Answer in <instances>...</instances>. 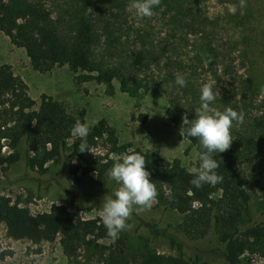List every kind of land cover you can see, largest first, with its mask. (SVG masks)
I'll list each match as a JSON object with an SVG mask.
<instances>
[{"label": "rangeland", "instance_id": "374dc122", "mask_svg": "<svg viewBox=\"0 0 264 264\" xmlns=\"http://www.w3.org/2000/svg\"><path fill=\"white\" fill-rule=\"evenodd\" d=\"M14 1L18 8L36 4L50 10L56 24L66 26L68 36L78 12L85 8L90 13L95 41L89 69L75 71L65 64L48 71L35 70L26 50L2 31L0 66L10 65L26 82L37 106L46 96L63 104L79 121L87 120L90 128L106 121L120 146L154 153L165 164L177 161L188 171L195 167L201 148L197 138L181 135L182 118H194L200 88L209 84L215 94L210 107L220 111L230 107L242 115L231 128L229 148L215 154L238 165L251 197L247 220L258 218L264 210V0H160L146 17L129 9V0ZM177 74L186 81L182 88L175 83ZM186 128L182 126V130ZM12 153L3 147V156ZM89 156L117 158L104 140H99ZM71 166L78 167L76 175L68 169L63 177L54 179L36 172L26 178L22 161L7 171L0 167L3 194L14 201L20 198L21 205L33 214L49 212L54 203L66 204L72 192L85 189L79 187L84 183L86 165L74 160ZM90 176V186L97 185V175ZM70 210L84 219L101 218L97 208ZM156 218L164 227L181 220L175 212L157 211ZM117 237L103 243L111 245ZM60 238L33 245L10 238L6 227L0 225V253H5L0 264H70ZM131 240L129 252L142 261L144 254L176 256L164 241L148 245L137 236ZM243 264H264V248L246 252Z\"/></svg>", "mask_w": 264, "mask_h": 264}, {"label": "trees", "instance_id": "16d2710c", "mask_svg": "<svg viewBox=\"0 0 264 264\" xmlns=\"http://www.w3.org/2000/svg\"><path fill=\"white\" fill-rule=\"evenodd\" d=\"M14 2L0 0V31L26 50L35 70L48 71L65 64L75 71L91 67L94 25L85 8L78 12L74 30L68 36L66 26L56 24L50 10L36 4L18 8ZM76 121L63 104L49 97L43 96L37 106L26 82L14 74L10 65L0 66V167L7 171L22 161L26 178L36 172L54 179L63 177L68 169L76 175L78 167L71 166L74 160L86 165L84 183L79 187L85 189L72 192L66 204L54 203L45 213L33 214L21 205L20 198L14 201L3 194L5 182H0V225L6 227L10 238L40 246L61 236L62 252L70 264H243L246 252L264 248V210L257 219L247 220L251 197L234 161L214 154L218 164L215 172L221 179L196 188L190 183L192 175L179 162L165 164L154 153L120 146L114 129L104 120L89 129L86 151L80 152V138L70 134ZM99 140L109 144L117 158L130 153L143 155L157 192L154 206L140 211L134 207L128 226L111 245L103 243L113 237L107 235L101 218L84 219L70 210L100 209L102 198L98 194L103 192V197L118 187L107 175L117 158L89 156ZM5 146L13 150L6 157L2 155ZM198 164L199 156L195 167ZM92 173L97 175V185L90 186ZM157 211L175 212L181 220L164 227L156 218ZM132 236L145 239L148 245L164 241L176 256L144 254L142 261L129 252ZM2 258L5 253H0Z\"/></svg>", "mask_w": 264, "mask_h": 264}, {"label": "clouds", "instance_id": "9594fccd", "mask_svg": "<svg viewBox=\"0 0 264 264\" xmlns=\"http://www.w3.org/2000/svg\"><path fill=\"white\" fill-rule=\"evenodd\" d=\"M159 2L160 0H129L127 6L136 15L146 17L152 15L153 8ZM175 83L182 88L186 81L182 75L177 74ZM214 99L211 86L203 84L200 88V104L195 110L194 118L191 121L187 116L182 118V126L187 125V128L182 130L181 126V135L197 138L201 148L198 166L189 169L192 175L190 183L196 188L203 184H215L221 179L215 172L218 164L214 154L229 148L233 140L231 128L234 122L242 119V115L230 107L223 111L210 107ZM94 123L93 121L92 124ZM91 126L87 120H78L70 129V134L81 140L80 152L86 151V137ZM145 165L143 155L130 153L117 158L108 169V178L118 186L105 194L100 203V216L108 236L115 238L128 226L127 221L134 207L137 211L149 208L156 198L155 184Z\"/></svg>", "mask_w": 264, "mask_h": 264}]
</instances>
